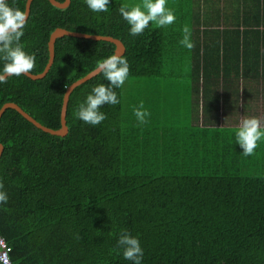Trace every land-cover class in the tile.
Wrapping results in <instances>:
<instances>
[{
	"label": "trees",
	"instance_id": "1",
	"mask_svg": "<svg viewBox=\"0 0 264 264\" xmlns=\"http://www.w3.org/2000/svg\"><path fill=\"white\" fill-rule=\"evenodd\" d=\"M25 1L8 3L24 9ZM121 4L110 0L106 11H93L85 0H70L66 7L32 0L20 37L35 53L31 72L44 68L49 34L61 26L119 38L128 77L161 76L168 27L150 21L132 35L118 11ZM242 10L240 22L237 18L242 37L253 33L258 42L264 35L258 28L264 26V0H243ZM235 34L229 46L202 45L195 62L190 60V90L194 87L196 102L201 89L206 112L201 124L179 126L177 117H164L170 97L152 80L135 82L128 100L123 84L116 88L119 103L100 106L106 113L100 123L78 119L74 108L94 85L108 83L101 72L72 89L63 136L41 130L14 108L3 111L0 184L8 200L0 202V236L13 264H132L117 244L125 228L139 237L142 264H264V139L252 154H242L236 126L219 124L217 113V77L245 73V66L239 70V58L247 56L239 55L244 39L239 41L238 29ZM114 47L104 39L57 37L44 76L11 75L0 82V106L13 101L58 128L66 87ZM140 100L150 113L145 122L133 112Z\"/></svg>",
	"mask_w": 264,
	"mask_h": 264
},
{
	"label": "clouds",
	"instance_id": "2",
	"mask_svg": "<svg viewBox=\"0 0 264 264\" xmlns=\"http://www.w3.org/2000/svg\"><path fill=\"white\" fill-rule=\"evenodd\" d=\"M110 0H85L88 8L93 11H106ZM167 0H141L140 3H122L118 11L130 25L128 31L132 35L142 32L149 22L157 26L171 24L176 15L173 9L166 6ZM28 13L26 9L10 5L8 0H0V82L7 76L28 74L34 68L35 53L27 51L20 37L27 23ZM183 36L179 43L187 48L193 46L190 40V30L187 25L182 29ZM97 67L107 79L108 83H98L91 88L76 108L73 114L78 119L96 125L100 123L106 113L100 110V106L117 104L119 99L115 91L129 75V64L126 56L115 51L97 61ZM139 106L133 108L138 122H145L150 115L144 107V101L140 100ZM235 140L239 143L242 154L250 155L257 146V142L264 139V122L256 115L244 116L234 129ZM8 194L0 184V202H6ZM117 244L121 246L123 257L132 264H142L144 249L139 237L133 235L128 229H121Z\"/></svg>",
	"mask_w": 264,
	"mask_h": 264
},
{
	"label": "crops",
	"instance_id": "3",
	"mask_svg": "<svg viewBox=\"0 0 264 264\" xmlns=\"http://www.w3.org/2000/svg\"><path fill=\"white\" fill-rule=\"evenodd\" d=\"M171 1H167L166 6L171 5V9L177 12L176 16H181L184 13L185 17L198 18L196 24L189 27L190 40L193 42V46L191 48L184 47L187 50L189 63L191 58H193V62L198 58V51L201 52L202 45L209 46L218 42L221 48L223 41L227 46L232 44L228 40L232 39L235 42L237 38L236 29L239 30V41L244 39L243 49L242 45L239 44V55L244 52V56H247L243 62L239 58L241 65L239 70L242 71V67L245 66V73L236 74L233 70L226 73L224 78L222 74L217 77L219 84L216 92L219 96L217 110L219 124L238 126L239 121L244 116H252L251 114L257 113L264 114V35H259L260 40L258 42L253 33H247L242 37L241 29L243 27L240 23L238 24L237 18L240 22L243 13V0H173V3ZM205 17L207 18L204 20ZM212 17L216 20H208ZM258 28L263 30L264 26L260 25ZM230 31L232 37L228 36ZM178 38L181 39L182 36H178ZM178 43L177 40L175 47L180 48ZM175 52L179 54L177 50ZM240 56L242 57V55ZM257 59L261 65L257 66ZM230 62L232 65L235 63L234 60ZM230 62L228 60L226 64L229 66ZM189 71L190 67L188 68ZM223 79L227 82L224 88L222 87ZM200 84L201 82H199L201 87ZM193 88V91L190 90L188 83L187 92L191 100L188 101L192 113L191 122L192 124H201L206 113L203 109V102H201L202 91L200 89V92L197 93L198 101L196 103L194 100L196 92ZM197 108L200 110L198 113L196 112Z\"/></svg>",
	"mask_w": 264,
	"mask_h": 264
},
{
	"label": "rangeland",
	"instance_id": "4",
	"mask_svg": "<svg viewBox=\"0 0 264 264\" xmlns=\"http://www.w3.org/2000/svg\"><path fill=\"white\" fill-rule=\"evenodd\" d=\"M122 3H140L141 0H121ZM170 2V0H167ZM175 15H177V12ZM207 17L204 18V20ZM198 18H190L185 17L184 13L181 16H176V19L171 23L166 25L168 27V31L165 30L166 41L168 46L167 51L162 59V74L157 77H140L135 78L127 77L123 83V95L125 100L130 99L133 93L137 88L134 86L135 82L143 83L146 81L152 80L159 89L163 90L164 93H167L170 101V108H167L164 112V117L170 115L172 117V121H174L177 117V125L186 124L189 121L192 124V113L190 111L189 102H188V68L190 67V63L187 56V50L184 48V45L179 46L180 48L175 47V43L180 41L178 36H180V31H182L185 25L188 28L192 25L196 24ZM208 20L213 21L216 18L212 17ZM153 25L154 22H153ZM156 26V25H155ZM165 41V42H166ZM179 44V43H178ZM178 51L179 54H176L175 51ZM153 78V79H152ZM200 111L198 108L196 112ZM254 115V114H251ZM256 116H259L261 120L264 117V114L257 113ZM199 117V114H198ZM201 117V116H200ZM200 120V119H199ZM264 120V119H263ZM262 120V121H263ZM175 125V124H174Z\"/></svg>",
	"mask_w": 264,
	"mask_h": 264
},
{
	"label": "water",
	"instance_id": "5",
	"mask_svg": "<svg viewBox=\"0 0 264 264\" xmlns=\"http://www.w3.org/2000/svg\"><path fill=\"white\" fill-rule=\"evenodd\" d=\"M32 0H26L25 1V6L24 9H26L27 13L29 14V10H30V4H31ZM49 2L57 7H66L70 0H49ZM63 35H72V36H77V37H85V38H93V39H104V40H108L114 43L115 47H114V51H118L121 54L124 52L125 50V46L123 44V42L117 38L114 37L112 35H107V34H96V33H87V32H82V31H76V30H70L61 26H57L55 27L49 34L48 40H47V48H48V59L47 62L44 66V68L40 71V72H31L27 75L28 77L32 78V79H37V78H41L42 76H44L46 74V72L48 71L53 58H54V43H55V39L57 37L63 36ZM99 71L98 67L95 66L94 68H92L91 70H89L88 72H86L84 75H82L81 77L73 80L72 82L69 83V85L66 87L64 93H63V97H62V102H61V106H60V126L58 128H51L49 126H46L44 124H42L40 121H38L37 119H35L32 115H30L28 112H26L23 108H21L17 103L13 102V101H6L4 102L1 106H0V116L2 115L3 111L7 108V107H11L14 108L15 110H17L22 116H24L28 121H30L31 123H33L36 127L40 128L41 130L51 133V134H56V135H65L68 131V127L66 124V108H67V102H68V98L69 95L72 91V89L77 86L78 84L86 81L87 79L91 78L92 76L96 75ZM3 151V145L0 142V155Z\"/></svg>",
	"mask_w": 264,
	"mask_h": 264
},
{
	"label": "built area",
	"instance_id": "6",
	"mask_svg": "<svg viewBox=\"0 0 264 264\" xmlns=\"http://www.w3.org/2000/svg\"><path fill=\"white\" fill-rule=\"evenodd\" d=\"M0 264H13L9 256V246L2 236H0Z\"/></svg>",
	"mask_w": 264,
	"mask_h": 264
}]
</instances>
